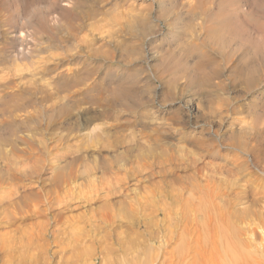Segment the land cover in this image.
Instances as JSON below:
<instances>
[{"label": "rangeland", "instance_id": "1", "mask_svg": "<svg viewBox=\"0 0 264 264\" xmlns=\"http://www.w3.org/2000/svg\"><path fill=\"white\" fill-rule=\"evenodd\" d=\"M191 2L0 0V238L16 264H192L194 172V197L228 170L264 195L263 62L202 45ZM13 25L34 40L31 80Z\"/></svg>", "mask_w": 264, "mask_h": 264}, {"label": "bare ground", "instance_id": "2", "mask_svg": "<svg viewBox=\"0 0 264 264\" xmlns=\"http://www.w3.org/2000/svg\"><path fill=\"white\" fill-rule=\"evenodd\" d=\"M90 1L96 3V0ZM244 6L247 11H244ZM188 10V17L193 23L200 21L195 23V26L199 28V34H202L200 36H204L202 45L212 41L216 44L215 46L222 49L216 48L218 55H224L229 59L231 55L246 53L249 55V61L260 60L264 66V0H192ZM177 17L179 18L178 15ZM71 18L76 17L73 15ZM11 29L13 34L9 43L10 56L16 60H29V65L25 69L30 79L34 75L30 63L31 45H33L31 44L33 40L30 38L31 33L27 30L18 34L15 25ZM19 46L21 48L18 50ZM216 49L211 50L216 51ZM225 49L227 50L226 55L223 52L226 51ZM230 49L233 50L232 53H229ZM1 52L3 49L0 50V54ZM0 62L3 63L1 56ZM203 67L202 65L199 69L203 70ZM243 69L247 70L249 81H251L257 70L254 67L248 68L243 65L241 71L238 72L242 74ZM30 80H28L30 86L25 89L29 95V102H31L32 95V81ZM11 81L12 79L7 82ZM225 174L224 177L209 175L211 190L207 195L197 197H194L196 193L193 189L200 186L203 175L201 176L198 171L192 175V264H264V208L258 209L261 204L264 205V195L257 197L254 193L249 199L248 193L236 191L239 189L237 184L240 178H234L235 173L229 170L225 171ZM207 177L204 176L208 181ZM223 185L226 188L221 190ZM248 202L249 205L245 206ZM3 237L0 238V253L8 254L9 260L6 258L8 260L6 264H16L13 259L14 254L17 255V252L15 253L17 243L5 239L6 236ZM81 260L82 256L77 255L70 263L76 264Z\"/></svg>", "mask_w": 264, "mask_h": 264}]
</instances>
